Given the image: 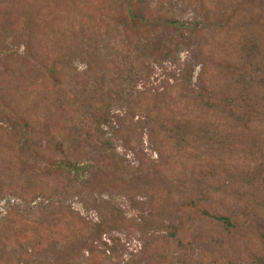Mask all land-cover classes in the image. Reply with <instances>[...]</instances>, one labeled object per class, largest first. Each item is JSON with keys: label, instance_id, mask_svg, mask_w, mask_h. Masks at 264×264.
Returning <instances> with one entry per match:
<instances>
[{"label": "rangeland", "instance_id": "rangeland-1", "mask_svg": "<svg viewBox=\"0 0 264 264\" xmlns=\"http://www.w3.org/2000/svg\"><path fill=\"white\" fill-rule=\"evenodd\" d=\"M126 1L0 0V264H252L255 254L264 253V233L249 236L243 228L228 239L201 218L204 210L219 215L235 207L240 224L245 215L264 216V187H247L241 177L259 158L251 156L246 132L234 129L237 138L231 136L227 153L217 146L210 158L198 147L199 152L179 155L172 149L160 156L147 137L142 154L126 152L119 141L123 157L96 155L95 112L108 94L116 100L113 111L122 108V81L137 55L129 43L154 36L159 31L149 26L161 24L171 11L194 9L180 0H144L145 20L140 18L148 27L129 32L125 43L117 31L120 23L129 24L120 18ZM196 1L212 11L219 2ZM105 42L114 55H94ZM180 59L181 64L169 59L160 66L149 58L150 77L140 87L162 92L189 54ZM51 71L59 75L50 77ZM218 73L203 80L213 81L225 99ZM102 79L106 92L95 99ZM223 118L213 115V128L228 132L234 124ZM30 122L33 133L27 131ZM22 139L33 140L29 152L22 151ZM236 152L231 167L222 165V158ZM123 160L130 168L124 169ZM67 161L96 169L70 178L55 169ZM132 176L142 181L132 184ZM114 208L125 218L107 220ZM147 211L154 222L143 227ZM170 230L179 232L176 239L167 238ZM214 239L230 251L218 249Z\"/></svg>", "mask_w": 264, "mask_h": 264}, {"label": "trees", "instance_id": "trees-1", "mask_svg": "<svg viewBox=\"0 0 264 264\" xmlns=\"http://www.w3.org/2000/svg\"><path fill=\"white\" fill-rule=\"evenodd\" d=\"M113 1L118 3L121 0ZM137 1L139 2L127 0L125 16H120L129 23L118 25L117 33L125 43L129 42V32L137 29L141 33V29L148 27L141 15V6L145 2ZM180 1L193 3L191 6L194 9L191 12L181 8L168 12L169 15L165 16L161 24L149 26L153 30L158 29L159 32L154 36L145 40L143 35L139 43H129L132 53L137 55L135 64L129 65L127 78L122 81L125 88L122 108L119 112H114L113 104L116 100L108 94L104 104L95 112V129L100 134L96 155L105 159L123 157L115 145L119 141L126 152L142 154L147 137L149 148L160 156L172 149L180 155L199 152L200 148L206 158H210L217 146L227 153L232 143L231 136L237 138L233 132L243 131L251 140V156L257 155L259 158L247 167L249 173L244 175V172L241 177L247 187H264V0H218L215 11L200 8L196 0ZM109 39L113 42L111 37ZM184 52L189 54L188 61L183 65L182 71L172 75L162 92H152L147 87H140L150 77V68L145 65L149 58L156 57L154 64H161L160 66L169 59L181 64L180 56ZM105 53L108 56L114 55L111 42H105L94 51V55L100 57ZM88 66L89 73V68L93 70V63ZM197 70H201V74L195 80ZM218 71L227 74H220ZM209 72L218 73V78H221L217 86L226 87L225 99L211 86L213 81L203 80V76H207ZM58 75L57 71L49 74L50 77ZM106 87L102 79L100 88H96L98 92H95V99L101 92H106ZM219 90L222 91V88ZM237 92L243 95L236 96ZM234 96L236 97L233 98ZM94 103L96 102L92 100V104ZM138 114L139 118H136ZM216 114L223 115L224 120L232 121L234 128L227 130L228 132L214 129L211 118ZM33 128V123L27 124V131L33 133ZM32 141L22 139L23 152L30 151ZM200 141L206 142L203 148L197 146ZM237 152L230 159L222 158V165L231 167V162L237 160ZM126 163L130 164L123 160L121 165L124 169L130 168ZM79 165L67 161L55 169L70 178H73L74 173L76 177L89 170L95 172L96 166ZM118 166L121 167L120 164ZM233 173L235 175V171ZM141 179V176H132L131 183L138 184ZM74 183L76 182L71 184ZM108 215L107 220L110 217L113 221L125 218L124 212L116 208ZM237 215L236 207L226 214H212L207 210L201 212L202 220L213 224L228 239L243 228L249 236L264 233V216L254 212L252 216L245 215L247 219L240 224ZM152 217V213L147 211L141 226L150 227L154 222ZM98 226L103 228L105 223ZM178 235L179 232L170 230L167 238L176 239ZM214 244L218 249L226 250L227 244L224 241L214 239ZM252 264H264V253L255 254Z\"/></svg>", "mask_w": 264, "mask_h": 264}]
</instances>
